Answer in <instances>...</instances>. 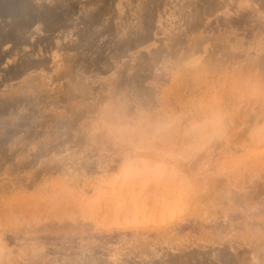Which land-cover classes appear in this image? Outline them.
I'll use <instances>...</instances> for the list:
<instances>
[{
  "label": "rangeland",
  "instance_id": "rangeland-1",
  "mask_svg": "<svg viewBox=\"0 0 264 264\" xmlns=\"http://www.w3.org/2000/svg\"><path fill=\"white\" fill-rule=\"evenodd\" d=\"M7 1L0 264H264V0Z\"/></svg>",
  "mask_w": 264,
  "mask_h": 264
},
{
  "label": "bare ground",
  "instance_id": "bare-ground-1",
  "mask_svg": "<svg viewBox=\"0 0 264 264\" xmlns=\"http://www.w3.org/2000/svg\"><path fill=\"white\" fill-rule=\"evenodd\" d=\"M11 1H13V0H11ZM5 2H6V0H5ZM5 2H4V3H5ZM7 2L9 3V0H8ZM11 3H12V2H11ZM20 4H21V3H20ZM51 25H52V24H51ZM52 26H53V25H52Z\"/></svg>",
  "mask_w": 264,
  "mask_h": 264
}]
</instances>
